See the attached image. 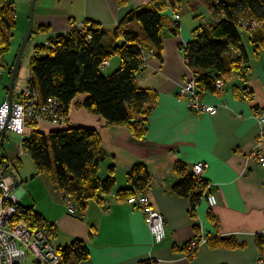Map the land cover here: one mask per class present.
I'll return each mask as SVG.
<instances>
[{
    "label": "crops",
    "instance_id": "0c3cea01",
    "mask_svg": "<svg viewBox=\"0 0 264 264\" xmlns=\"http://www.w3.org/2000/svg\"><path fill=\"white\" fill-rule=\"evenodd\" d=\"M180 1L183 5V0ZM193 1L196 0H187L193 14L182 13L184 7L174 10L180 15L179 22L172 21V7L164 13L168 23L163 34L162 57L149 56L146 69L137 76L138 87L154 93L157 99L146 138L136 139L125 126H108L101 116L78 106L87 96L78 97L70 108L68 127L94 129L100 135L107 156L101 165L100 178L106 179L113 168L116 185L107 197L106 207L90 201L82 216L71 215L67 202L53 186H47L40 199L34 197L32 203L23 207H33L45 218L46 229L56 230L57 249L84 242L90 257L81 264L264 261V166L254 158L256 150L264 156V125L255 117V110L264 112L263 53H255L247 35L248 74L224 79L226 85L222 90L203 93L202 101L216 106L217 112L196 115L178 98L180 88L193 74L185 59V47L194 40L195 30L210 27L216 20L201 0L197 1L203 10L196 9ZM151 2L42 0L39 8L35 7L34 33L39 39L35 48L54 40L55 35L66 33L72 21L87 20L112 34L129 12L146 8ZM119 65L118 58L111 61L113 72ZM4 69L8 75L9 67ZM23 84L20 93L14 94L16 102L20 100ZM6 100L8 91L0 95V105ZM57 129L45 122L38 124V130L45 134ZM4 156L14 159L9 154ZM198 164L205 165L200 177L193 174ZM177 165L186 168L200 184L190 197H181L173 191L184 179L177 172ZM137 166L146 168L151 177L149 188L142 194L165 218L167 236L161 244L154 241L142 211L129 205L127 199L119 198V191L132 188L129 176ZM198 193L202 196L193 209L192 197ZM201 238L229 240L232 246L204 241L190 256L191 243Z\"/></svg>",
    "mask_w": 264,
    "mask_h": 264
},
{
    "label": "trees",
    "instance_id": "16d2710c",
    "mask_svg": "<svg viewBox=\"0 0 264 264\" xmlns=\"http://www.w3.org/2000/svg\"><path fill=\"white\" fill-rule=\"evenodd\" d=\"M203 1L216 21L210 27L195 30L194 40L185 47V59L202 92L206 93L217 90L218 80L245 75L249 63L245 46L247 35L248 41L255 47V53H263L264 57V0ZM180 5V0H152L148 7L129 12L112 34L91 23L86 36L73 34L66 38L60 34L58 41L52 43L45 54L44 46H37L31 60L30 85L38 92L40 103L48 105L55 100V112L65 117L68 123L74 101L80 96H87L78 106L101 116L108 126H125L136 139L146 138L148 122L157 99L154 93L138 87L137 76L147 65V53L153 51L156 57H162L163 34L167 27L164 13L170 7L175 10ZM251 23L261 26L254 29L249 25ZM246 27L249 31L244 30ZM15 28L13 4L0 0L2 68L7 67L5 57L11 50L10 33ZM178 29L176 26L174 31ZM115 58L120 62L119 68L106 77L103 69H110L111 64L109 67H103V64ZM13 65L9 67V76ZM38 124L35 120L29 121V138L22 142L38 175L50 181L64 202L71 200L83 212L90 201H97L105 208L116 180L113 168L106 179L100 178L101 165L107 156L101 147L99 133L94 129L66 125L45 134L38 130ZM6 140L7 135L2 144L1 161H9L2 153ZM18 166L16 164L17 170ZM176 170L184 179L173 188L174 193L190 197L200 184L182 165H177ZM129 182L132 188L119 191V198L128 200L144 193L150 186L151 177L146 168L137 166L130 174ZM201 196V193L193 195V209ZM19 213L17 220H26L33 229L46 228L45 218L33 207L23 208L20 205ZM47 231L53 241L56 230L50 227ZM207 241L214 245L232 246L225 239ZM58 253L62 258L61 264H81L90 257L82 241L66 249H58Z\"/></svg>",
    "mask_w": 264,
    "mask_h": 264
},
{
    "label": "built area",
    "instance_id": "2783aa9c",
    "mask_svg": "<svg viewBox=\"0 0 264 264\" xmlns=\"http://www.w3.org/2000/svg\"><path fill=\"white\" fill-rule=\"evenodd\" d=\"M173 20L178 22L180 15L174 13ZM249 25L253 28L261 26L256 23ZM244 30H248V28L246 27ZM56 41L58 40L54 39L47 42V48H50L52 43H56ZM149 56H155V53L153 51L147 53L146 61ZM109 64V61H105L103 67H109ZM248 71V68L245 69V74H248ZM4 72L5 69L2 68L0 78ZM225 85L224 80L216 82V88L219 90H222ZM202 97V89L192 74L180 88L178 98L184 101L195 114H215L217 107L206 105L202 101ZM56 106L55 100H51L48 105L40 103L39 94L30 85L29 77L20 100L14 102L11 118L8 100L0 105V132L8 125L7 134L13 132L23 136L31 119L38 123H48L55 128H65L67 120L55 112ZM255 117L264 125V112L255 110ZM254 158L264 166V156L258 150L254 152ZM204 167V164L194 166L193 174L200 177ZM21 184L15 161L0 160V264H61L62 258L49 237L47 229L42 227L33 229L26 220H17L21 205L18 189ZM127 203L142 211L154 241L161 244L167 236L165 218L153 208L150 199L144 194H138L129 198ZM67 209L71 215L82 216L83 214V211L78 209L71 200L67 201ZM199 244V241L192 242L190 253L196 251ZM257 264H264L263 259H260Z\"/></svg>",
    "mask_w": 264,
    "mask_h": 264
},
{
    "label": "rangeland",
    "instance_id": "374dc122",
    "mask_svg": "<svg viewBox=\"0 0 264 264\" xmlns=\"http://www.w3.org/2000/svg\"><path fill=\"white\" fill-rule=\"evenodd\" d=\"M8 1L13 4L15 12H16V28L10 33L11 50L9 54H7L5 57V64L8 67H11L13 65V62L16 59V56L19 53L21 44L23 40L25 39V37L27 36L28 31H29L30 7H31V3L33 0H8ZM41 1L42 0L37 1V4H36L37 8H39ZM201 1L202 3H204L203 0ZM193 5L196 9H198L201 6L197 0L193 3ZM182 7H184V9H182V13H184L185 15L194 13L192 12V10H190L191 6H189V3H187V0H183V5L181 4L177 8V10L180 11L181 10L180 8ZM200 10H203V7H200ZM171 13H172V16H174L175 11L171 9ZM174 20L172 19L173 22H175ZM119 23L116 25V27L119 25ZM90 27H91V22L87 20L81 21V22L72 21L66 32L67 34L64 33L63 35L67 36L66 38H69L73 34H79L81 36H86ZM41 31L43 32V27ZM82 31L84 33H81ZM52 38H55L58 40L60 37L58 35L57 36L55 35ZM47 42L49 41L47 40L46 42H43L40 44V47L44 46L45 48L43 54H45L47 51V47H48ZM37 44H39V39L38 37H36V34H34L23 55L21 68L19 71V78L17 80V87L14 90V94L20 93L19 90L22 87V84L24 83L23 85L25 86L27 84L26 80L29 78V76H31V60H32L31 58L34 55L33 54L34 48ZM110 64H111V61H110ZM146 66L147 65H144L143 71L146 69ZM1 69L2 67H0V70ZM113 70H115V68L103 69V73L106 77H109L110 75H113L114 73ZM5 73L0 78V86H3V89L0 88V95L6 94V92L8 91V87H9V83L11 79V76H9V72H8V75ZM22 91H21V94H22ZM196 115H199V114H196ZM210 115H213V114H210ZM28 138H29V133L27 131L25 135L23 136L17 135L13 132L8 133L7 140L5 142V148L2 152L3 155L9 154L11 157H14L13 160L15 161V164H20L19 165V168H20L19 177H20L22 184L19 187L18 191H19V195L21 198L20 199L21 207H26L28 203L29 204L32 203L34 197L40 199L45 194L47 186H53L45 176L38 175L37 169H36V166L33 160L25 153L22 147V142L23 140L28 139ZM196 241L204 242V241H207V239L201 238V241L200 240H196ZM53 243H54V240H53Z\"/></svg>",
    "mask_w": 264,
    "mask_h": 264
},
{
    "label": "water",
    "instance_id": "95a60500",
    "mask_svg": "<svg viewBox=\"0 0 264 264\" xmlns=\"http://www.w3.org/2000/svg\"><path fill=\"white\" fill-rule=\"evenodd\" d=\"M38 0H33L31 3V7H30V26H29V31L27 36L25 37V39L23 40L19 53L16 56L13 68H12V72H11V79H10V83H9V87H8V102L10 104V108H11V112H10V118L12 116V111H13V106H14V90L16 88V82H17V77L19 74V70L21 67V63H22V58L23 55L25 53V50L30 42V40L33 37L34 34V26H35V7L37 4ZM7 126L0 132V154H1V150H2V144L3 141L7 135Z\"/></svg>",
    "mask_w": 264,
    "mask_h": 264
},
{
    "label": "bare ground",
    "instance_id": "6f19581e",
    "mask_svg": "<svg viewBox=\"0 0 264 264\" xmlns=\"http://www.w3.org/2000/svg\"><path fill=\"white\" fill-rule=\"evenodd\" d=\"M14 102H16V101H14ZM59 129V128H58Z\"/></svg>",
    "mask_w": 264,
    "mask_h": 264
}]
</instances>
